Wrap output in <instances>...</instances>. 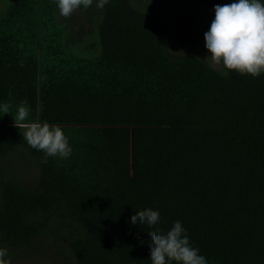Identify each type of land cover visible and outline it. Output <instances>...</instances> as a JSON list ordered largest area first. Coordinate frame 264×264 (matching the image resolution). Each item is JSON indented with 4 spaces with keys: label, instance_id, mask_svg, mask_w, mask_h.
<instances>
[{
    "label": "trees",
    "instance_id": "1",
    "mask_svg": "<svg viewBox=\"0 0 264 264\" xmlns=\"http://www.w3.org/2000/svg\"><path fill=\"white\" fill-rule=\"evenodd\" d=\"M188 1L93 0L65 18L56 0H9L0 12V105H11L0 111V248L11 264L46 241L57 264H151L153 229L130 222L146 208L163 232L180 221L207 264H264V74L204 60L213 9L234 0L190 3L206 17L182 47ZM25 100V123L63 130L67 159L41 163L23 139ZM12 156L35 181L4 168Z\"/></svg>",
    "mask_w": 264,
    "mask_h": 264
},
{
    "label": "clouds",
    "instance_id": "2",
    "mask_svg": "<svg viewBox=\"0 0 264 264\" xmlns=\"http://www.w3.org/2000/svg\"><path fill=\"white\" fill-rule=\"evenodd\" d=\"M59 14L70 18L80 7L85 9L93 0H56ZM109 0H97L96 7L103 9ZM214 19L204 34L205 48L213 65H222L229 72L253 78L264 74V3L261 0H234L232 3L217 4ZM199 59V58H197ZM11 105H0V111L9 114ZM30 115L27 101H21L17 107L14 124L24 129L23 139L37 151L45 154L41 163H47L48 157L67 159L72 152L68 138L57 125L47 122L25 123ZM133 225H147L151 264H207L199 249L191 245L186 229L176 221L170 230L163 232L160 213L146 208L130 217ZM141 243H144L141 241ZM8 250L0 248V264H11L6 259Z\"/></svg>",
    "mask_w": 264,
    "mask_h": 264
},
{
    "label": "rangeland",
    "instance_id": "3",
    "mask_svg": "<svg viewBox=\"0 0 264 264\" xmlns=\"http://www.w3.org/2000/svg\"><path fill=\"white\" fill-rule=\"evenodd\" d=\"M9 0H0V12L4 11V9L6 8L7 4H8ZM171 4V3H170ZM176 7H178V4H173L170 9H176ZM200 16V17H199ZM202 17H206V15L204 14V12L201 13V11H195L194 12V8L193 7H189L187 8V13L185 14V24L188 25L187 28V39L190 42L189 44H183L182 47H184V45H188V47L190 48L189 45H194L193 43L196 40H193L196 36V29L198 27L199 21L198 19H202ZM172 32V31H171ZM176 40L175 41H180L179 37H178V31H176V34L174 36H176ZM171 38V36H170ZM179 44H181V41L179 42ZM171 51L173 52V54H178L181 51L179 49H177L176 46L170 47ZM182 50V49H181ZM189 50L188 51H183V53L180 56L189 54ZM206 57L208 56V52L204 51L203 53ZM208 62L211 63L210 60H208ZM212 64V63H211ZM213 65V64H212ZM216 68L220 69L219 66L213 65ZM16 159L14 158V156L10 157L8 162H3L4 168L6 169H14V173L13 175H15L18 177V179H20L21 181H26L31 183L32 181L36 180V176L38 174L37 169H35L34 167L28 166L26 167L25 165L21 166V164L18 162V164L16 165ZM9 174V173H8ZM7 174V176H8ZM11 175H9L8 177H10ZM1 177V176H0ZM28 180V181H27ZM49 242L46 241V243L44 242L43 246L40 247L38 253L36 254L35 257H30L29 260H24L21 262H15L12 264H57L56 262V257H54V255L51 253V251L48 249L49 247ZM6 259H10V257H6Z\"/></svg>",
    "mask_w": 264,
    "mask_h": 264
},
{
    "label": "crops",
    "instance_id": "4",
    "mask_svg": "<svg viewBox=\"0 0 264 264\" xmlns=\"http://www.w3.org/2000/svg\"><path fill=\"white\" fill-rule=\"evenodd\" d=\"M194 0H189L188 2V7H192V5H190V3H193ZM194 4V3H193Z\"/></svg>",
    "mask_w": 264,
    "mask_h": 264
}]
</instances>
